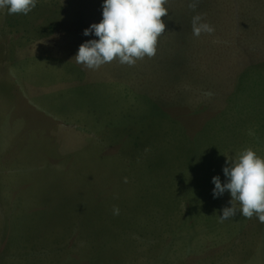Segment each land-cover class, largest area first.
<instances>
[{"label": "rangeland", "instance_id": "1", "mask_svg": "<svg viewBox=\"0 0 264 264\" xmlns=\"http://www.w3.org/2000/svg\"><path fill=\"white\" fill-rule=\"evenodd\" d=\"M190 2L153 58L96 70L71 59L103 0L0 11V264H264V223L220 222L211 182L264 157V0H199L214 33L176 38Z\"/></svg>", "mask_w": 264, "mask_h": 264}, {"label": "clouds", "instance_id": "2", "mask_svg": "<svg viewBox=\"0 0 264 264\" xmlns=\"http://www.w3.org/2000/svg\"><path fill=\"white\" fill-rule=\"evenodd\" d=\"M198 2L192 0L188 8L195 11ZM167 3L168 0H103L101 21L83 32L84 36L93 35L96 39L82 43L71 60L86 69L96 70L112 62L134 66L137 61L153 58L166 30L162 18L168 15ZM36 4L37 0H0V11L26 16ZM191 28L197 38L215 31L204 22L203 14L192 17ZM225 164L222 171L226 182L222 183L219 176L211 181L213 198L225 192L230 195V207L221 209L220 222L239 214L246 219L256 217L264 223V157L245 148L234 157H227ZM119 211L113 206V215H119Z\"/></svg>", "mask_w": 264, "mask_h": 264}, {"label": "trees", "instance_id": "3", "mask_svg": "<svg viewBox=\"0 0 264 264\" xmlns=\"http://www.w3.org/2000/svg\"><path fill=\"white\" fill-rule=\"evenodd\" d=\"M182 12V11H181ZM211 11L206 8H204L203 10H200L199 8H196L195 11L192 10H188V11H183L182 13H180V21L179 23H177V35L176 38L178 37L179 34H181V29L187 31L190 30V28H188L187 26V21H191L192 17L196 14H203V16H209L211 13ZM168 17V16H167ZM184 22V27L182 26ZM192 32V30H190ZM191 35V34H190ZM180 40V39H179Z\"/></svg>", "mask_w": 264, "mask_h": 264}, {"label": "crops", "instance_id": "4", "mask_svg": "<svg viewBox=\"0 0 264 264\" xmlns=\"http://www.w3.org/2000/svg\"><path fill=\"white\" fill-rule=\"evenodd\" d=\"M238 233H239V234H238ZM238 233H237V235L235 234V235H236L235 238H236L237 240H239V243H241L240 241H242V234H241L242 231L239 230ZM248 236H249V235H248ZM235 238H234V239H235ZM252 238H253V237L251 236V239H252ZM246 240L248 241L249 238L246 237ZM235 241H236V240H235Z\"/></svg>", "mask_w": 264, "mask_h": 264}]
</instances>
